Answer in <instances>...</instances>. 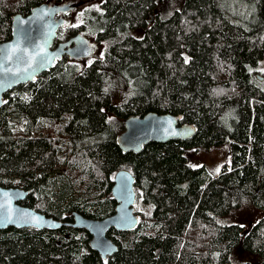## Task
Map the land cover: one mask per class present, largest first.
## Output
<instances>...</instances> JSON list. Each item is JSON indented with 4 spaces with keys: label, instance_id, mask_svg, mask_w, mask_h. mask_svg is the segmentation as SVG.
Returning <instances> with one entry per match:
<instances>
[{
    "label": "trees",
    "instance_id": "16d2710c",
    "mask_svg": "<svg viewBox=\"0 0 264 264\" xmlns=\"http://www.w3.org/2000/svg\"><path fill=\"white\" fill-rule=\"evenodd\" d=\"M240 2L247 12L235 20L227 8ZM44 3L80 7L57 44L80 33L103 53L64 56L4 95L0 185L29 191L21 204L56 219H102L128 169L152 207L136 209L133 230H110L118 252L107 259L84 229L10 227L0 264H234L239 251L257 256L242 264H264V215L248 231L220 223L243 207L264 214V0H0V42L14 15ZM151 111L180 115L195 135L124 152L126 119ZM223 144L230 161L215 173L185 154Z\"/></svg>",
    "mask_w": 264,
    "mask_h": 264
},
{
    "label": "water",
    "instance_id": "95a60500",
    "mask_svg": "<svg viewBox=\"0 0 264 264\" xmlns=\"http://www.w3.org/2000/svg\"><path fill=\"white\" fill-rule=\"evenodd\" d=\"M72 8L73 5L69 4L44 3L34 7L28 15H14L12 38L0 42V108L8 91L20 84L33 82L64 56L74 59L91 56L93 46L80 33L54 47L58 30L65 22L59 15ZM180 119V115L155 111L143 116H132L126 119V128L120 134L118 143L124 152L140 153L150 141L168 142L172 139L192 138L196 127L192 124H179ZM135 182L130 170H119L115 174L112 189L117 201L115 212L102 219H93L74 211L72 222L56 219L21 204L29 191L0 185V230L10 227L57 230L64 226L84 229L92 236L91 248L103 259H107L118 252V245L108 236L110 230L131 231L139 223L140 216L135 207ZM25 213L28 215L25 216Z\"/></svg>",
    "mask_w": 264,
    "mask_h": 264
},
{
    "label": "rangeland",
    "instance_id": "374dc122",
    "mask_svg": "<svg viewBox=\"0 0 264 264\" xmlns=\"http://www.w3.org/2000/svg\"><path fill=\"white\" fill-rule=\"evenodd\" d=\"M180 2L182 0H175V3ZM222 4H228L229 0H219ZM54 4V3H53ZM233 17V19L237 20L247 12L245 11V8L241 4L233 3L227 8ZM80 10V7L78 11ZM78 11L76 12H70L69 18L74 17L77 20ZM71 21L68 20V24ZM90 42H95L94 39L88 38ZM103 45H100L97 47L96 51L90 56L89 60H91L93 57H98L102 55L103 53ZM88 62V61H86ZM261 69L264 70V63L261 66ZM185 154L187 155L190 164L193 167H200L202 165L207 166L208 170L212 173L217 172V169L220 170L221 166L225 165L226 163H229L230 161V150L228 144H223L221 146H215L212 148H200L196 149L194 147H188L185 151ZM136 209H146L151 208L152 206L145 203L142 198H138L136 205ZM137 211V210H136ZM264 214L261 211L254 210L250 207H243L241 209L235 210L230 214H227L225 216H222L220 218V223L222 224H241L244 227L245 231H248L251 229V227L257 223V221L263 216ZM234 264H242L244 261H251L255 262L257 261V256L253 255L251 253H246L243 251L235 252L232 256Z\"/></svg>",
    "mask_w": 264,
    "mask_h": 264
},
{
    "label": "flooded vegetation",
    "instance_id": "af4514ba",
    "mask_svg": "<svg viewBox=\"0 0 264 264\" xmlns=\"http://www.w3.org/2000/svg\"><path fill=\"white\" fill-rule=\"evenodd\" d=\"M75 7H78V5H76ZM74 10V9H73ZM70 11H72V10H70ZM70 11H67V12H64V13H62L61 15H59V16H61V17H63L64 19H65V23H67L68 22V20H69V18H68V13L70 12ZM57 38V37H56ZM92 44V43H91ZM57 46V41H56V39H55V43H54V47H56ZM61 220V219H60ZM72 222V221H71Z\"/></svg>",
    "mask_w": 264,
    "mask_h": 264
},
{
    "label": "snow or ice",
    "instance_id": "6c2138e0",
    "mask_svg": "<svg viewBox=\"0 0 264 264\" xmlns=\"http://www.w3.org/2000/svg\"><path fill=\"white\" fill-rule=\"evenodd\" d=\"M217 171H219V169H217ZM24 215H25V216H27L28 214H27V213H25ZM10 218H11V217L9 216V219H10Z\"/></svg>",
    "mask_w": 264,
    "mask_h": 264
}]
</instances>
